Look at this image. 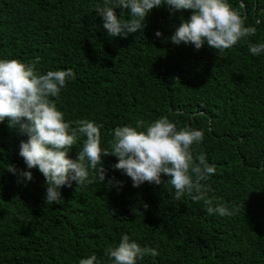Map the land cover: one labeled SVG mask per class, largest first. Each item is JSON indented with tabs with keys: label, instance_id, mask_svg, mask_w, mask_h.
<instances>
[{
	"label": "trees",
	"instance_id": "obj_1",
	"mask_svg": "<svg viewBox=\"0 0 264 264\" xmlns=\"http://www.w3.org/2000/svg\"><path fill=\"white\" fill-rule=\"evenodd\" d=\"M229 2L257 32L220 53L165 39L191 10L153 8L143 30L110 37L95 10L102 0H0V58L34 63L41 73H74L53 98L66 120L102 124V147L116 126L138 121L167 117L178 129H203L204 140L193 147L216 166L206 181L208 197L235 209L221 217L208 214L203 200L175 201L163 174L159 185L134 187L112 167L117 158L110 154L103 157L105 181L92 175V184L73 182L61 189L59 205L46 204L37 169L27 183L6 170L26 167L19 156L26 137L6 120L0 123V264H78L93 253L110 264L106 249L122 233L158 250L138 264H264V55L249 52V41L264 42V0ZM113 177L122 186H109Z\"/></svg>",
	"mask_w": 264,
	"mask_h": 264
},
{
	"label": "clouds",
	"instance_id": "obj_2",
	"mask_svg": "<svg viewBox=\"0 0 264 264\" xmlns=\"http://www.w3.org/2000/svg\"><path fill=\"white\" fill-rule=\"evenodd\" d=\"M160 7L170 14L191 10L186 19L181 17L172 35L165 38L176 45L191 44L197 50L206 45L223 53L257 32L256 26L247 24L229 0H102L95 10L110 37H126L143 30L146 17L153 8ZM117 9L121 10L120 15ZM155 35L160 38L163 34L157 30ZM249 52L253 56L264 55V42L249 41ZM74 78L71 69L41 73L34 63L0 58V123L7 120L10 128L26 137L19 145V156L26 167L18 169L9 164L8 172L27 183L33 179L31 169H37L45 178V203L59 205L64 186L105 181L103 157L110 154L117 158L112 167L131 178L134 187L145 182L159 185L163 174L168 177L164 183L174 189L175 201L187 196L193 201L203 200L208 205V214L221 217L234 214V208L223 202L214 203L208 197L210 189L206 181L215 173L216 166L207 162L203 152L195 153L193 147L204 140L203 129H178L176 122L167 117L147 124L138 121L135 126H116L108 146L102 147V124L87 118L66 120L53 101L59 98L67 81ZM81 140L74 159L69 153ZM92 175L95 180L90 179ZM107 183L119 187L123 182L113 177ZM158 254L157 249L141 246L127 233H122L119 242L106 249L110 264H138L146 255ZM78 264H101V261L93 253L79 258Z\"/></svg>",
	"mask_w": 264,
	"mask_h": 264
}]
</instances>
